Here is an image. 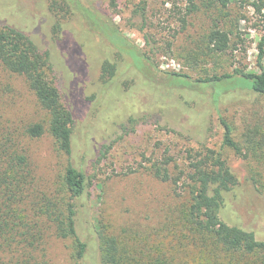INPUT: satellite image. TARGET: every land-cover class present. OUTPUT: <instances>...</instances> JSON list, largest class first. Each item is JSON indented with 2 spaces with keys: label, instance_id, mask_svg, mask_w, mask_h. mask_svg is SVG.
I'll use <instances>...</instances> for the list:
<instances>
[{
  "label": "rangeland",
  "instance_id": "374dc122",
  "mask_svg": "<svg viewBox=\"0 0 264 264\" xmlns=\"http://www.w3.org/2000/svg\"><path fill=\"white\" fill-rule=\"evenodd\" d=\"M78 3L0 0V24L25 33L41 51L49 53L62 101L74 113L70 161L89 180L84 208L79 213L81 237L88 243L89 264L97 262V241L96 235L91 236L87 231V225L93 231L98 226L115 234L125 229L126 237L138 234L139 238L154 239L165 216L180 202L177 193H181L169 181L157 178L155 168L163 167L168 158L182 168L187 152L198 150L201 145L219 151L237 179L235 187L224 194L221 219L253 232L257 240L264 241V158L251 155L243 159L222 147L223 131L216 111L234 125L233 136L242 144L246 126L253 127L258 122L264 125V97L239 101L221 99L215 110L211 108L203 134L194 126L183 128L181 125L189 123L185 117L174 124V113L166 111L163 116L149 110L155 98L146 95V84L137 82L126 92L121 82L103 85L104 55L119 58L118 54L127 51L118 49L117 54L94 28L86 10L99 11L110 19L158 70L186 74L194 79L203 75L202 68H190L186 64V53L195 49L200 36L210 27L208 13L200 8L187 17L182 29L180 18L188 0H80ZM48 6L54 12L50 13ZM233 15L241 17L240 34L234 39L235 50L221 59L222 68L231 71L238 67L258 73L264 70V58L261 68L257 65L256 46L264 35L260 15L248 5L242 9L235 5ZM55 23L62 26L59 32L51 29ZM121 57L131 63L127 56ZM214 67L212 63L207 66L209 71L218 69L213 70ZM147 72L149 76L152 74ZM195 92L200 98V92ZM195 92L183 88L180 95L189 100ZM134 96L139 98L135 110L133 100L126 105V100ZM167 103L172 104L171 100ZM47 121L48 115L37 105L25 79L3 70L0 65V125L17 137V129L23 130L34 123L47 127ZM17 140L33 171L36 194L39 198L56 195L68 164L67 157L57 150L47 131L39 138L17 137ZM175 173L170 166L169 174ZM250 177L256 184L252 185ZM16 207L24 217H30L28 200L17 203ZM38 224L42 238L37 257L45 264H73L69 258L70 242L56 238L42 219Z\"/></svg>",
  "mask_w": 264,
  "mask_h": 264
},
{
  "label": "trees",
  "instance_id": "16d2710c",
  "mask_svg": "<svg viewBox=\"0 0 264 264\" xmlns=\"http://www.w3.org/2000/svg\"><path fill=\"white\" fill-rule=\"evenodd\" d=\"M64 1L78 5L80 0ZM235 5L240 9L245 5L251 6L260 15L264 27V0H188L180 18L182 29L187 17L200 8L211 18L210 27L200 36L195 49L186 53V64L190 68H202L203 75L195 79L186 74L158 70L136 46L130 44L110 19L99 11L91 13L86 10L94 28L117 54L118 49L127 51L118 54L119 58L107 53L104 55L101 67L103 85L121 82L126 92L132 90L137 82L146 84V95L155 98L149 110L163 116L166 111L174 113V124L185 117L189 123L181 125L183 128L194 126L201 134L205 133L207 116L221 99L239 101L264 97V70L254 73L234 67L227 71L221 65V59L235 50L234 39L240 34L241 17H234ZM47 8L54 12L49 6ZM61 27L55 23L51 29L59 32ZM256 49L257 65L261 68L264 35ZM123 55L131 63L124 62L121 59ZM210 63L215 66L213 70L218 69L209 71L207 66ZM0 65L3 70L25 79L37 105L48 115L47 127L43 123H34L23 130L17 129L18 139L39 138L47 131L57 150L68 159L58 193L39 198L34 191V175L25 151L14 133L0 125V264H45L36 255L42 238L38 224L41 219L56 238L70 242L69 258L73 264H89L88 243L81 237L79 220L89 180L70 161L74 113L62 101L49 53L41 51L25 33L0 24ZM147 70L152 72L150 76ZM183 88L198 90L200 98L195 92L186 100L180 95ZM140 93L143 96L145 92ZM132 100L135 110L139 98L127 99L126 105ZM168 100H171V105ZM216 111L223 131L222 147L231 149L243 159L251 155L263 159L264 125L258 122L253 127L246 126L241 144L233 136L234 125ZM166 120L171 121L169 118ZM161 166H156L154 175L181 190L183 194L177 193L180 202L165 216L163 226L151 241L139 238L138 234L126 237L128 232L125 229L115 234L101 226L93 231L87 225L91 236L96 235V264H264V241L257 240L253 232L229 225L221 219L224 194L235 187L237 179L219 151L201 145L198 150L187 152L184 167L177 166L172 158L166 159ZM170 166L176 172L172 176L169 174ZM250 182L256 184L251 177ZM25 200H28L32 211H28L30 217H24L16 207L17 203Z\"/></svg>",
  "mask_w": 264,
  "mask_h": 264
}]
</instances>
